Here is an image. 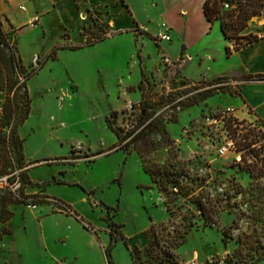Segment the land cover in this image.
I'll return each mask as SVG.
<instances>
[{"label":"rangeland","instance_id":"374dc122","mask_svg":"<svg viewBox=\"0 0 264 264\" xmlns=\"http://www.w3.org/2000/svg\"><path fill=\"white\" fill-rule=\"evenodd\" d=\"M15 1L26 18L38 2ZM41 1L47 11L17 26L0 9L5 52L17 61L13 71L0 60V79L11 92L18 73L34 74L10 104L11 137L0 133V173L22 169L24 201L37 205L3 196L0 264H109L112 221L114 264H264V128L220 114L241 82L209 88L216 78H198L229 67L220 38L205 32V0H125L161 29L139 27L134 40L112 38V9L102 15L90 0ZM103 24L107 38L85 46L87 30ZM184 38L195 50L213 47L202 67L188 68ZM53 51L57 58L41 66ZM152 121L150 136L132 142ZM171 155L190 195L166 193L145 171L144 160L163 165Z\"/></svg>","mask_w":264,"mask_h":264},{"label":"crops","instance_id":"0c3cea01","mask_svg":"<svg viewBox=\"0 0 264 264\" xmlns=\"http://www.w3.org/2000/svg\"><path fill=\"white\" fill-rule=\"evenodd\" d=\"M37 1V3L35 2L36 4L34 3V11L27 18H32L33 14L42 15L47 11L46 7H44L45 2L41 0ZM126 2L128 7L122 4L120 0H113L112 2L108 0H90L89 4L98 8L102 12V15H105L104 8L114 10V16H109L111 15L110 12L108 16L105 17V20L110 24V28L114 32V36H112V38L119 37L120 35L118 34H130L134 40L136 38L135 32L139 29V27L141 30H148L154 33L161 30L159 27L151 28L147 26L146 23L139 18L138 14L133 11L128 1ZM15 3V0H0V9L5 17L8 18V24L17 26L27 18L19 12L17 7L19 2L17 1V3ZM120 3L123 8L118 10L117 7ZM21 7L25 6L22 5ZM260 18L261 16L254 17L250 26L244 31V34L254 33L259 35L261 37L260 40L239 50H234L230 56L226 54V46L229 45L232 48H234V46L230 40L225 38L220 22L218 23L217 21L211 24L206 19L207 23L205 32L210 36L214 34L216 38H220V48L222 49L221 51L226 54L225 60H227L226 62H229V67L227 70H224L214 76H207L202 73L198 78L212 79L227 76L240 81V94L238 96H232L229 94L230 98L227 99L226 103L228 106L226 107L235 108L234 116L247 118L257 124L260 128H264V80L248 78L249 75H264V24L260 23ZM141 37L137 40L139 43L143 39ZM175 37H178V33L174 28L172 38ZM182 43L186 44L187 53L192 56V60L187 65L188 68L194 64L202 67L207 61L206 55H210L213 49L212 46L205 44L201 49L195 50L193 49L191 43L185 38L182 39ZM49 60L50 59H48L44 65H46ZM189 77L192 78L191 76Z\"/></svg>","mask_w":264,"mask_h":264},{"label":"trees","instance_id":"16d2710c","mask_svg":"<svg viewBox=\"0 0 264 264\" xmlns=\"http://www.w3.org/2000/svg\"><path fill=\"white\" fill-rule=\"evenodd\" d=\"M125 6L128 7L125 0H120ZM203 10L206 19L211 24L215 22H220L222 32L228 40L233 43L234 48L231 46H226V54L230 56L234 50H239L243 47H246L250 44L255 43L256 41L260 40V36L254 33L244 34V31L250 26V23L254 17H259L264 14V0H205L203 4ZM105 24L101 25L99 29H93L90 27L86 32V42L85 46H93L98 42L105 40L108 35V31L105 30ZM0 44H3V48H0V60L4 65H8L11 69L16 68L17 61L16 56L14 54L8 55L5 52V48L9 47L10 43L7 40V35L3 29V23L0 20ZM60 49L61 47H57ZM83 48V45H74L69 49L77 50ZM57 53L54 51L49 54L46 59L41 63V66L45 64L48 59H56ZM34 75L33 73H29L28 79L30 76ZM227 76L218 77L210 83L217 82L219 80L228 79ZM248 78H257L260 80H264V75H249ZM8 80V77H7ZM173 100V99H171ZM169 100V101H171ZM118 110L113 112L114 116H117ZM27 117V116H26ZM147 117V109L143 108L141 112V118L146 119ZM235 121L238 119H234ZM111 125V118L108 119ZM154 121L150 122L148 125L140 129L139 131L136 130L133 134L134 137L132 138V142H136L142 138L150 136V127L149 125ZM238 122V121H237ZM143 123V122H142ZM117 136L119 138L118 144H122L127 138L126 136L122 135L120 130L116 131ZM139 150V149H138ZM139 152H141L139 150ZM175 155H171L170 158L163 164H151L147 165L144 160V168L145 171L150 174L154 183H156L160 189L165 191L166 193L170 194H183V195H190L189 190H185V185L182 183L183 180L181 179L182 171H179L181 163L175 160ZM172 184L173 190L171 189L170 185ZM204 204H200V208ZM70 206V205H68ZM111 207H109V210ZM78 215V214H77ZM79 216V215H78ZM81 221H83L82 217H78ZM87 228L91 227L89 225H85ZM111 230V240L109 245L105 249L106 257L109 264H114L112 249L117 242V238L114 237L115 226H119L113 221L110 222ZM155 226H152L150 230V236L154 232ZM225 235H227V230H225Z\"/></svg>","mask_w":264,"mask_h":264},{"label":"built area","instance_id":"2783aa9c","mask_svg":"<svg viewBox=\"0 0 264 264\" xmlns=\"http://www.w3.org/2000/svg\"><path fill=\"white\" fill-rule=\"evenodd\" d=\"M24 8V7H23ZM161 38L164 40H171V36L168 33L160 34ZM169 61V58L165 59ZM18 85L13 91H9L7 83L0 79V133L3 131V135L8 139L11 137L12 133V125L7 124L8 120V111L10 109V104L14 100L15 93L17 90L25 91L26 90V82L28 77L24 74L18 73ZM240 81L234 78H228L224 80H219L216 84L209 86V88L218 86L221 87L223 85L234 84ZM235 108L234 107H226L220 111L222 117L226 116H234ZM211 121V118H208ZM6 125V126H5ZM257 125V124H255ZM5 126V127H4ZM258 126V125H257ZM259 127V126H258ZM233 146V141H226L219 149V153L221 155L226 154V152ZM28 194L27 188L25 187V179L23 175V170L20 168H9L8 170L0 173V211L2 209V198L4 195H9L17 200H21L22 203L28 208H37V205L34 203H25L26 196ZM193 264H197L195 260H193Z\"/></svg>","mask_w":264,"mask_h":264}]
</instances>
